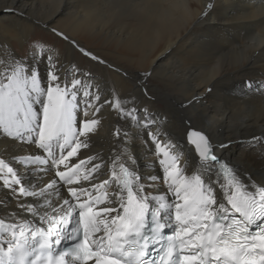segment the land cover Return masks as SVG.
<instances>
[{
    "label": "bare ground",
    "instance_id": "obj_1",
    "mask_svg": "<svg viewBox=\"0 0 264 264\" xmlns=\"http://www.w3.org/2000/svg\"><path fill=\"white\" fill-rule=\"evenodd\" d=\"M37 25L68 37L55 33L57 45L39 42L62 78L78 70L77 78L98 86L91 89L100 95L94 103L115 96L126 109H136L141 125L151 122L149 127L137 126L109 104L96 114L89 109L85 119L99 123L87 137L90 146L72 160L94 156L93 164L103 166L93 173L95 179L83 182L86 187L112 179L111 162L118 154L122 161L129 156L136 161L143 183H149L144 175L162 176L157 163L162 155L148 132L175 146L171 151L183 155L180 165H187L186 174L220 178L219 165L207 173L199 167L195 147L187 140L191 130L206 135L220 162L241 180L264 186V0H0V59L29 61L38 49L24 52L37 42L25 41ZM79 48L106 63L92 60ZM46 65L42 58V75ZM249 82L252 87H247ZM40 154L34 144L0 134V158L21 173L42 166L25 168L15 158ZM34 175L49 181L53 173ZM66 187L60 189L61 197L67 195ZM114 190L115 184L108 187ZM145 191L172 196L162 179ZM216 192L219 199L218 184ZM33 202L32 197H13L0 184V218L15 213L17 219H31L18 203Z\"/></svg>",
    "mask_w": 264,
    "mask_h": 264
},
{
    "label": "snow or ice",
    "instance_id": "obj_2",
    "mask_svg": "<svg viewBox=\"0 0 264 264\" xmlns=\"http://www.w3.org/2000/svg\"><path fill=\"white\" fill-rule=\"evenodd\" d=\"M34 47L38 51L29 61L0 59V134L42 151L15 158L25 168L42 166L31 172L21 173L0 158L2 187L13 197L34 198L33 203H18L31 219H17L15 213L0 218V264H264V186L245 183L221 163L202 132L189 131L187 140L195 147L199 167L207 173L219 165L220 178L186 174L187 165L182 167L179 153L171 151L175 146L148 132L162 155L157 162L162 176L144 175L149 183H143L136 161L130 156L122 161L118 154L111 162L112 179L86 187L83 182L95 179L93 173L103 166L93 164L94 156L72 160L90 146L87 137L99 123L85 119L89 109L96 114L109 104L137 126L151 122L141 125L136 109H126L115 96L94 103L100 95L91 89L98 86L77 78L75 69L62 78L52 56H44V46L37 42ZM79 51L106 63L84 48ZM42 58L47 61L43 75ZM36 171L53 175L44 181ZM160 179L171 197L145 191ZM113 184L115 190L109 192ZM65 186L67 195L61 197ZM51 197L62 202L54 204Z\"/></svg>",
    "mask_w": 264,
    "mask_h": 264
},
{
    "label": "rangeland",
    "instance_id": "obj_3",
    "mask_svg": "<svg viewBox=\"0 0 264 264\" xmlns=\"http://www.w3.org/2000/svg\"><path fill=\"white\" fill-rule=\"evenodd\" d=\"M34 30L27 36L25 43L33 41V42H41V43L47 44V45H51V44L57 45V43L59 42L58 38L56 39V34H55L56 32H54L52 29L50 30L47 27L37 25ZM34 45L35 44H33L32 47L26 48L27 53L26 52H24V53L28 54L29 52H31V50H34V48H35ZM22 47L23 46H21V48ZM182 157H183V155L180 154V158H182ZM184 157H185V159H184L183 163H187L188 162V154L185 153ZM197 159H198V163H200L199 158H198V154H197Z\"/></svg>",
    "mask_w": 264,
    "mask_h": 264
}]
</instances>
